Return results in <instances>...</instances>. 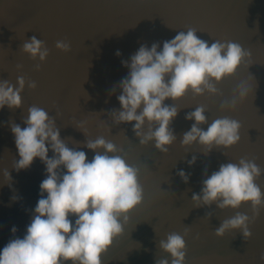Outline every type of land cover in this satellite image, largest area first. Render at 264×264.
Instances as JSON below:
<instances>
[{
  "label": "water",
  "instance_id": "95a60500",
  "mask_svg": "<svg viewBox=\"0 0 264 264\" xmlns=\"http://www.w3.org/2000/svg\"><path fill=\"white\" fill-rule=\"evenodd\" d=\"M188 27L196 28L197 36L209 44L215 39L231 40L250 49L252 65L242 66L234 77L218 85L220 96L194 97L189 92L179 101L180 111L172 123L177 141L163 154L154 142L139 144L132 130L135 122L115 125L110 113L122 110L117 99L122 92L119 84L130 71L122 61L130 63L142 45L150 48L158 42V50H162L164 41ZM32 36L45 41L50 49L40 71L35 70L38 59L33 61L20 52V46ZM58 40L69 41L72 50L56 49ZM21 75L38 86L35 90L26 87L23 107L0 110V250L11 239L26 234L40 199V184L47 175L39 158L28 169L17 172L12 168L13 160L20 157L10 124L14 121L26 127L27 109L38 105L56 118L68 146L85 151L88 160L95 153L85 146L87 137L76 127L81 122H86L82 130L89 138L105 136L128 152L130 163L141 165L144 203L131 213L124 234L102 257L103 264L171 260L170 254L157 247L158 242L170 232L183 235L186 227H190L185 238L186 264H264V208L250 225L251 238L245 241L240 231L231 230L223 238L214 232L237 210H220L216 204L195 208L192 201L193 193L201 192L205 170L211 175L221 164L238 163L244 157L264 169V0H0V80L17 84ZM241 83L249 88L247 100L235 109L221 110V104L231 100ZM164 103L174 101L169 98ZM198 105L209 109L208 124L222 116L238 120L241 141L231 149L214 148L208 155L199 144L183 147V134L195 123L185 116ZM208 124L202 127L207 130ZM53 155L50 149L49 157ZM193 156L196 163L189 166L187 161ZM4 169L11 174L10 184ZM179 170L190 174L187 184L177 175ZM256 183L264 191V175ZM13 196L18 199L12 200ZM238 211L253 215L250 204ZM208 212L210 220L205 217ZM71 219L74 223L75 217ZM13 227L18 229L15 236Z\"/></svg>",
  "mask_w": 264,
  "mask_h": 264
},
{
  "label": "clouds",
  "instance_id": "9594fccd",
  "mask_svg": "<svg viewBox=\"0 0 264 264\" xmlns=\"http://www.w3.org/2000/svg\"><path fill=\"white\" fill-rule=\"evenodd\" d=\"M197 32L196 28L188 27L164 41L162 50H158V42L150 48L142 45L131 56L130 63L122 61L130 71L119 84L122 92L117 99L122 110L113 109L111 120L115 125L135 122L132 130L139 144L154 142L155 149L163 154H168L177 141L172 127L180 111L176 104L189 92L194 97L222 95L218 85L234 77L242 66L252 65L250 49L231 40L215 39L209 44ZM55 47L65 53L72 50L66 40L56 41ZM20 52L33 61H40L35 65L36 71L41 70V64L50 55L46 42L36 36L25 40ZM116 55L121 53L117 51ZM16 67L22 69L23 65ZM16 81L13 84L10 80H0V110L5 106L23 107L22 94L26 87L35 90L38 86L23 75ZM248 93V86L241 83L231 100L221 104V110L235 109L247 100ZM169 98L174 101L172 105L164 103ZM208 111L205 105H198L186 114L185 119L195 123L183 134L182 146L199 144L204 155L214 148L236 146L242 138L241 123L222 116L208 124ZM23 123L24 128L14 121L10 124L20 157L13 160L12 168L17 172L28 169L39 158L46 165L47 175L40 184V199L26 234L23 238L11 239L0 250V264H103L102 257L124 234L131 213L144 203L141 165L130 163L128 152L105 136L89 138L87 131L82 130L86 122L76 127L87 137L85 146L95 153L91 160L85 151L68 146L61 138L56 118L44 108L30 106ZM204 124H208L207 130L202 127ZM50 149L54 153L51 158ZM196 160L193 156L187 163L192 166ZM3 175L10 184L12 177L8 169L3 170ZM177 175L186 184L190 180V174L184 170H179ZM262 175L264 169L246 157L238 163L221 164L211 175L205 170L201 192L192 195L194 207L216 204L220 210H237L214 230L217 237L223 238L227 232L236 230L244 239L251 238L250 225L264 208V191L256 183ZM17 199L12 197L14 201ZM245 204L251 205L252 216L238 211ZM211 216L208 212L205 217L210 220ZM72 217H75L74 223ZM189 229L186 227L183 235L167 233L166 239L159 240L157 247L170 254L171 260L157 258L155 264H186L185 238ZM11 231L15 236L18 229L13 227ZM261 259L264 260V255Z\"/></svg>",
  "mask_w": 264,
  "mask_h": 264
}]
</instances>
